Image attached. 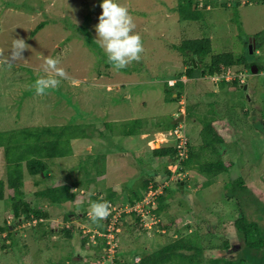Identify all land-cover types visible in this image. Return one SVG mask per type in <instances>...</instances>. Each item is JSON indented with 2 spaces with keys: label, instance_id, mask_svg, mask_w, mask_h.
Wrapping results in <instances>:
<instances>
[{
  "label": "rangeland",
  "instance_id": "1",
  "mask_svg": "<svg viewBox=\"0 0 264 264\" xmlns=\"http://www.w3.org/2000/svg\"><path fill=\"white\" fill-rule=\"evenodd\" d=\"M201 1L198 0L199 5ZM238 1L216 0L217 6L206 7L198 17L181 19L179 9L189 7L187 0H115L129 10L144 48L139 62L116 71L95 42L94 25L102 11L99 7L102 0H0V54L7 56L12 39L17 36L29 45L23 52L24 59L16 61L11 68L0 65V132L66 124L71 128L65 130V135L75 132L70 140L73 154L46 158L48 169L44 172L28 175L24 162L22 164V198L46 211L48 219L44 220L34 217L13 220L10 207L13 193L7 187L5 160L0 148V178L4 181L0 227L10 224L9 232L0 231V264H57V261L130 264L135 255L149 253L168 241V235L155 232L157 229L149 218L143 221L142 228L136 224L131 229L122 227L116 235L112 232L114 251L105 248L100 252L93 239L96 234L91 227L93 223L81 220L77 213L83 210L79 204L97 190L112 188L121 193L109 203L117 210L125 208L126 197L141 188L147 174L157 171L161 178L155 175L151 179L163 182L168 158L154 156L151 149L161 146L164 139L165 143L174 145L175 128L186 135L197 152L194 159H203L205 148L212 145L227 165L225 171L213 177L197 171L191 176L189 171L183 190L176 192L170 187L171 194L165 205L168 218L175 213L173 219L179 228L175 237L195 228L183 225H196L208 257L215 258L214 250L218 247L223 250L228 239L234 242L227 243L222 257L230 256L238 262L248 253L262 258L264 264V247L257 251L246 249L234 224L236 218L243 217L264 230V77L249 73L244 64H236L225 68L231 76L227 81L233 79V74L237 75L239 83L248 84L246 89L244 86L243 89L220 87L206 74L198 76L197 73L192 80H187L185 75L175 78L187 69L185 56L176 48L185 38L208 37L213 54L231 51L235 59L243 56L248 62L261 60L264 0ZM41 22L43 26L35 30ZM256 33L260 34L254 36ZM250 37L254 38L251 52L248 49ZM210 55L211 52L203 61L207 62ZM47 56L57 58L59 66L71 79L61 81L57 89L38 96L33 85L38 76L46 75L42 65ZM172 78L174 82L177 79L186 82L178 100L167 101L169 95L164 82ZM71 80L77 83L72 84ZM191 92L194 100L192 97L188 100ZM219 92L225 93L223 103L228 106V113L225 117L220 115L208 120H216L213 127L217 136L223 138V144L222 140L218 143L214 133L202 132L199 117L204 110L198 111L200 108L194 109V116L189 115L192 118L184 116L183 121L166 134L167 125L179 114L178 107L185 108L188 101L192 105L219 102ZM135 119L141 124L136 126L137 130L134 128L135 132L129 133ZM168 168L173 169L170 165ZM78 182L83 184L82 190L72 186ZM61 184H70L72 191H78L74 201L51 204L38 194ZM178 202L182 206L176 213ZM128 209L131 211L134 207ZM64 214L68 216L67 221ZM162 218L164 222L167 220ZM40 221L43 224L39 226ZM72 224L77 230L66 240L57 230ZM85 235L84 248L81 239ZM3 244L9 247L3 249Z\"/></svg>",
  "mask_w": 264,
  "mask_h": 264
},
{
  "label": "trees",
  "instance_id": "2",
  "mask_svg": "<svg viewBox=\"0 0 264 264\" xmlns=\"http://www.w3.org/2000/svg\"><path fill=\"white\" fill-rule=\"evenodd\" d=\"M189 1V7H181L179 10L181 12L180 18L181 19H194L200 15L202 10H206L205 8L210 6H217L216 0H202L201 5H199L198 0H187ZM239 3L238 0H235ZM251 1V0H250ZM225 2L221 3V6H225ZM181 6V3H180ZM207 8V9H208ZM44 22H41L37 25L36 29H39L43 26ZM35 30L32 34H34ZM260 33H256L254 36L259 35ZM254 39V38H253ZM176 48L182 52V56L184 55L185 62L187 64V69L183 71V73H179V75L175 78H181L182 76H186L188 79L192 80L196 78V74L198 76L203 75H215L222 71V68H228L234 66L236 64L242 65L244 64L245 68L249 70V68L254 65L258 72L264 68V55L260 61L257 59H253L251 62L246 61V58L239 57L238 59L234 58V55L231 51H223L220 53H212L211 43L208 37L202 38H185L181 40V42L176 45ZM262 50V45L259 46ZM258 48V49H259ZM211 52L210 59L205 62L203 61L204 56L208 55ZM255 52V51H254ZM255 53L251 54L252 56ZM199 62L203 65L199 66ZM196 63V66H194ZM174 78V79H175ZM165 84V91L169 95L167 101L178 100L180 97V93L183 90L184 83L180 79H177L173 86H169L166 82ZM220 87L226 86H235L236 89H243L245 83H239L237 78H233L232 80H221ZM223 90V88H222ZM191 94V95H190ZM219 97L221 101L219 102H207L205 105L200 104L197 102L196 105H192L190 101H188L185 106V116L190 117L189 115H193L196 112V108L198 111L204 110V114L199 117V120L202 122V132L209 133L213 135L214 138L218 141L224 143L223 138L217 136L214 130L213 122L216 120H208L215 116L222 115L225 117L227 115V107L224 105L225 97L222 94L224 92H219ZM190 97L195 99L193 93H189L188 100ZM192 100V101H193ZM203 103V101L201 102ZM194 116V115H193ZM192 118V117H190ZM212 121V122H211ZM141 124L139 119H135L133 124H131L132 131L129 133H133L137 130L136 126ZM175 125H167L166 130H170ZM71 128L69 125H55V126H43V127H26L20 129H14L10 131L0 132V148L3 151L4 157V166H5V177L7 187L12 191L11 195V213L13 220L16 222L17 217H25V218H37V219H48V213L43 211L36 206H32L30 203L26 202L22 196L23 193L21 192L20 188L22 186V164L26 167L28 175H36L39 173L44 172L48 169V164L46 162V158H62L65 156H69L72 153L70 147V140L73 136H75V132H69V134L65 135V130ZM136 130H135V129ZM68 133V132H67ZM128 133V132H127ZM128 133V134H129ZM142 133V132H141ZM140 134V133H139ZM66 137V138H63ZM154 156H162L167 158H173L176 155V148L174 146H167V147H158L151 149ZM206 156L203 159H194L197 155V152L189 145V153L188 157L182 162L183 170L194 171L207 175V176H216L217 174L226 170V163L223 161L224 159L221 158V154L219 151L209 145L205 148ZM150 174V173H149ZM169 171L165 169L164 175L167 176ZM153 174L146 175L141 184V188L138 191H134L132 195L126 197L127 204L123 202L125 205H133L137 201H141L147 190L149 183L152 185L153 188L157 187L159 179L152 180ZM211 179V178H210ZM93 180V179H92ZM79 181V180H78ZM93 182V181H92ZM152 182V183H151ZM72 186L79 187V190L83 189V184L78 182L77 185L75 183ZM173 186L176 192H179L180 189L174 185V183H169L165 187H163L162 194H157L152 202L156 205V208H153L152 202H150L144 210L146 211V215L149 216L152 214L155 218L159 221L154 226L160 234H166L170 237L168 241H165L151 252H143L141 254H137L142 259L140 260V264H263L262 258L258 257L257 255H247L243 258H240L238 262H234L233 259L228 257H222V252L227 248V245L233 244L230 243L228 239H226L225 246H223V250L219 247L216 248L214 251L217 256L213 259L208 257L205 254V250L207 248L202 244L200 239L198 238V227L196 225L187 224L183 225V227L188 228H195L191 231L186 232V234L180 235L179 237H175L178 231V227L174 222L175 213L173 212L170 218L167 217L166 214V205L165 201L170 196V187ZM184 186V184H183ZM87 187V186H85ZM78 193V191H77ZM77 193L72 191L70 184H61L56 186H50L43 191H39L38 194L42 197L47 198L51 204H63L65 202H72L76 199ZM121 193H118L115 189L108 188L104 190H97L95 194L91 193L89 195V199L86 202H81L79 206H83V210H80L77 213L78 217L81 220H89V223H92L88 214L89 211V204L92 201H100L104 200L110 203L115 196H120ZM4 198V181L0 178V200ZM122 203V202H121ZM120 204V205H123ZM114 205V204H113ZM180 202L177 204V212L180 211L181 208ZM120 216L117 218L115 223V227H118L120 231L122 227L131 229L132 227L139 226L142 228V221L139 214L135 213L134 211L128 212H121ZM112 213L110 215L100 221L99 226L97 224H92V228H96L99 232H104L106 230L107 225L110 222L112 217ZM162 216L166 217L167 220L162 221ZM64 221L68 220V216L64 214ZM42 221L39 222V226L42 225ZM235 227L240 234L239 239L241 243H245L246 249H261L264 247V230L258 224H254L252 221H249L243 217L236 218L234 220ZM10 224H4L0 227V231L8 230ZM90 227V228H91ZM123 228V229H124ZM165 229V232L162 233V230ZM77 230V226L72 224L71 227H61L57 230L58 233L63 234L64 239L68 240L72 237V234ZM9 232V230H8ZM164 235V236H166ZM6 236V235H5ZM94 240L96 242V250L104 251V237L94 235ZM87 237L86 235L81 239V246L86 247ZM104 246V247H103ZM9 246L7 244H3L2 248L7 249ZM91 247H88V249ZM67 256V255H66ZM254 256V257H253ZM57 264H65L63 261H57ZM115 264H127V262L123 261H116ZM130 264H136L134 260Z\"/></svg>",
  "mask_w": 264,
  "mask_h": 264
},
{
  "label": "clouds",
  "instance_id": "3",
  "mask_svg": "<svg viewBox=\"0 0 264 264\" xmlns=\"http://www.w3.org/2000/svg\"><path fill=\"white\" fill-rule=\"evenodd\" d=\"M99 7L102 9V11H101V14L98 16V23L94 25V29L96 33L95 42L101 49L103 55L106 57L107 63L111 64L114 70L120 71L128 67L129 65H131L133 62H139L141 59V55L144 52L143 42H142L141 36L135 32L136 25L134 23L133 17L129 13V10L126 7L121 6L118 3H116L115 0H102V3L99 4ZM252 42H254L253 38H252ZM28 49H29V45L25 42L23 38H20L18 36L13 38L11 42V47L8 51L7 56H3V54H0V65H4L8 68H11L15 64L16 61L24 59L23 52ZM59 64H60V61L57 58H54L51 56H47L44 58L42 67L46 75L38 76L37 79L35 80L33 88H34L36 95L43 96L47 94L48 90L57 89L61 85V81L71 79L68 76V73L66 72V70L63 67H60ZM258 73L260 74V71ZM211 76L207 75V78L210 79ZM172 79L175 80L174 78ZM71 83L76 84L77 82L75 80H71ZM167 83H168V80H167ZM174 83L168 84V85L173 86ZM180 108L182 109L180 113H182L183 116H185L184 115L185 108L184 107H180ZM174 127H176V125ZM173 139H174V145L172 146L175 147L176 141L174 137ZM189 145H190V142L188 144V153H189ZM176 152H177V149H176ZM187 157H188V154L185 158H183L179 162L177 161L178 160L177 153L172 159L168 158V163L166 164L165 169L169 171V174L165 176V178H163V182L161 181L159 186H157L158 189L160 188V192H158L157 194H162L163 187H165L169 183L170 184L174 183L176 187H178L180 190H183L184 188L183 184H185L186 182L185 178L188 176L189 171L187 169L183 170L182 162ZM175 164H176V168L174 170L172 168H168V165L173 167V165ZM195 171L196 170L190 171L191 176H192V172H195ZM176 178L179 179L177 181L179 184L182 183V188L179 187V184L177 186L176 183L174 182ZM157 187L155 188L152 187V188L156 189ZM141 201H137L136 203L141 202ZM133 205H126V206L132 207ZM151 206L153 208H156V205L153 202ZM110 207L111 206L109 202L107 201H104V200L92 201L89 204V211H88V216L90 220L92 221V223L97 224L99 226L100 221L106 219L110 215ZM129 212L130 210L128 211V213ZM134 212L139 214L142 222L145 219L150 218L153 226H155L159 221L152 214L147 216L145 213L141 214L136 211ZM107 227L104 232H99L95 228L96 234H94V235H97V233H100L101 234L100 236L104 237V244H105L104 249L108 247L106 244V237L104 236V234L108 232ZM89 232H91V228ZM112 232L116 235L117 232H120V229L118 227H115V224H114V229L112 230ZM141 259L142 258L139 257L138 255H135L133 258L136 264H140ZM112 262H113V259H112Z\"/></svg>",
  "mask_w": 264,
  "mask_h": 264
},
{
  "label": "built area",
  "instance_id": "4",
  "mask_svg": "<svg viewBox=\"0 0 264 264\" xmlns=\"http://www.w3.org/2000/svg\"><path fill=\"white\" fill-rule=\"evenodd\" d=\"M228 72L230 71H226L225 69L222 68V72L213 75L210 77V79L212 80V82H220L221 80L225 79L228 80L229 77H231L230 75H228ZM260 74L264 77V68L260 71ZM238 78L237 75L233 74V78ZM174 83V80H168V84H172ZM174 132V138L176 141L175 147L177 149V156H178V162L180 160H182L183 158H185L188 154V144H189V140L186 137V135L183 132H180L178 129L175 128ZM176 168V164L173 165V170ZM160 192L159 189H153L152 185H150L148 187L147 193L145 195V197L142 199L141 202L136 203L135 205H133L131 208L133 209V211L139 212L141 214H146V211L144 210V207L153 200V198L155 197V195ZM116 207H111V211L110 213H112L114 215H116L114 218H112L110 220V223L107 227V233L104 234V236L107 238L106 239V244H107V248L109 252H113L114 251V243H113V235H112V230L114 229V224L118 218V216L121 214V212L125 211L128 212L130 209V207L125 206V208H118L117 210L115 209ZM152 218V217H151ZM97 235H101L100 233H97Z\"/></svg>",
  "mask_w": 264,
  "mask_h": 264
},
{
  "label": "water",
  "instance_id": "5",
  "mask_svg": "<svg viewBox=\"0 0 264 264\" xmlns=\"http://www.w3.org/2000/svg\"><path fill=\"white\" fill-rule=\"evenodd\" d=\"M248 49H249V51L251 52V48H252V37H250L249 39H248ZM195 66V65H194ZM249 73H251V74H257L258 72H257V68L254 66V65H252L250 68H249ZM244 89H246V85H244ZM183 114L182 113H180L177 117H175L174 119H173V121H172V123L171 124H177V123H179V122H181L182 120H183ZM179 179L178 178H176L175 179V183H176V185L178 186V181ZM179 187L180 188H182V183H180L179 184Z\"/></svg>",
  "mask_w": 264,
  "mask_h": 264
},
{
  "label": "crops",
  "instance_id": "6",
  "mask_svg": "<svg viewBox=\"0 0 264 264\" xmlns=\"http://www.w3.org/2000/svg\"><path fill=\"white\" fill-rule=\"evenodd\" d=\"M187 80H190V79H187ZM186 81H184L183 83H185ZM178 102V101H177ZM181 101H179V103H180ZM181 108L180 107H178V113H180L181 112ZM172 115H174V114H172ZM178 115V114H177ZM176 115V116H177ZM175 116V117H176ZM168 132H169V130L167 131V133L166 134H168ZM156 133H158V134H161V135H165L164 134V132H162V131H156ZM143 135H145V134H143ZM148 135V134H147ZM147 135H145L144 137H146ZM172 141V140H171ZM166 142V139H164V140H162V142H161V146H159V147H167V146H172V145H170L169 143H165ZM155 173V174H154ZM153 173V177L155 176V175H158L159 176V173L157 172V171H155ZM156 177V176H155ZM160 177V176H159ZM161 178V177H160ZM156 179V178H155ZM159 182L161 183V180H159Z\"/></svg>",
  "mask_w": 264,
  "mask_h": 264
}]
</instances>
